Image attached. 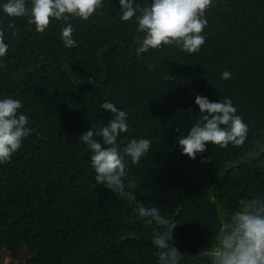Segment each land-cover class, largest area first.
<instances>
[{
    "label": "trees",
    "instance_id": "1",
    "mask_svg": "<svg viewBox=\"0 0 264 264\" xmlns=\"http://www.w3.org/2000/svg\"><path fill=\"white\" fill-rule=\"evenodd\" d=\"M236 1L246 0H215L206 11L207 48L222 45L236 26L228 19ZM119 10L118 0H105L89 20L70 19L77 41L71 49L59 38L61 22L38 33L20 18L15 35L7 32L0 94L23 100L31 131L0 165V243L9 249L25 244L31 264H156L152 230L135 218L131 204L95 184L89 152L79 141L89 128L108 124L97 109L98 85L109 98L119 85V101L112 102L129 113L125 143L139 135L160 139L159 150L130 166V175L139 185L137 199L178 223L172 240L184 264H205L202 252L214 243L222 212L264 192V152L255 160L248 155L264 140V0L253 23L257 35L247 37L260 39V53L249 61L246 51L225 48L219 58L232 74L227 80L214 79L205 52L190 59L162 46L137 55L143 34L131 21L122 23ZM5 17L0 14V24H8ZM177 63L181 67L174 68ZM197 94L232 99L250 126L243 146L209 143L195 159L181 153L176 137L199 118Z\"/></svg>",
    "mask_w": 264,
    "mask_h": 264
},
{
    "label": "clouds",
    "instance_id": "2",
    "mask_svg": "<svg viewBox=\"0 0 264 264\" xmlns=\"http://www.w3.org/2000/svg\"><path fill=\"white\" fill-rule=\"evenodd\" d=\"M259 1H236L237 6L228 16L236 26L229 31L222 45L209 48L210 20L206 11L215 0H145L143 5L135 0H118L120 10L117 14L122 23L131 21L135 24V31L143 34L137 41V55L160 50L162 46H175V50L190 59L205 52L214 79L227 80L232 74L223 68L219 58L226 47L232 54L246 51L249 61L260 53V39H247L250 34L257 35L253 23ZM104 6L105 0H0V14L6 16V20L9 18L7 25L0 24V70L5 69L4 58L10 47L7 32L11 30L15 35L16 19L26 18L38 33H44L50 23L61 22L59 38L65 48L71 49L77 46V41L73 37L75 29L70 19L87 21ZM201 48L204 51L199 53ZM97 90L102 96L97 109L108 124L89 128L79 137L89 152L88 163L95 173V184L131 204L135 218L146 229L152 230L151 244L156 264H184V254L172 240L178 223L162 214L156 204L138 200L139 185L130 175V166L138 164L149 154L153 141L133 137L125 143L123 134L130 128L129 113L122 107L118 109L112 102L119 101V85L115 83L111 87L110 98L102 86L98 85ZM194 103L199 108V118L188 129L187 135L176 137L182 154L195 159L206 151L209 143L226 149L230 145L234 148L243 146L248 140L250 126L238 114L230 97L211 101L207 96L197 94ZM27 113L20 97L0 94V165L9 163L22 149L23 140L31 131ZM176 131L181 130L177 128ZM255 148L248 154L253 160L264 152V140L255 141ZM259 164L264 166V159L259 160ZM213 231L214 243L202 252L205 264H264V192L241 197L231 212H222ZM3 252L8 255L0 256V264H24L19 256H26L25 252L0 246V253Z\"/></svg>",
    "mask_w": 264,
    "mask_h": 264
},
{
    "label": "flooded vegetation",
    "instance_id": "3",
    "mask_svg": "<svg viewBox=\"0 0 264 264\" xmlns=\"http://www.w3.org/2000/svg\"><path fill=\"white\" fill-rule=\"evenodd\" d=\"M0 246H5V243H0ZM19 250L26 253V256H23V257L19 256L21 258V260L24 262V264H31L30 260L32 259L33 256L30 254L29 248L25 244H21V248ZM5 253H6V255H8L7 252H5ZM11 254H12V256H14L13 252H11ZM2 255L3 254L0 253V256H2Z\"/></svg>",
    "mask_w": 264,
    "mask_h": 264
},
{
    "label": "rangeland",
    "instance_id": "4",
    "mask_svg": "<svg viewBox=\"0 0 264 264\" xmlns=\"http://www.w3.org/2000/svg\"><path fill=\"white\" fill-rule=\"evenodd\" d=\"M226 48H227L228 50H230L228 47H226ZM202 51H204V49L201 48V50L199 51V53L202 52ZM177 67H181V65L177 63V64L174 66V68H177ZM165 70L168 71L167 69H165ZM160 136H161V135H160ZM140 137H143V136L139 135L138 138H140ZM144 138H149V137H144ZM151 139H152V141H153V144H152V147H151V149H150V151H149V154H148L147 156L156 153V152L159 150V148H160V146L157 144V141H159L160 139H159V138H151Z\"/></svg>",
    "mask_w": 264,
    "mask_h": 264
},
{
    "label": "water",
    "instance_id": "5",
    "mask_svg": "<svg viewBox=\"0 0 264 264\" xmlns=\"http://www.w3.org/2000/svg\"><path fill=\"white\" fill-rule=\"evenodd\" d=\"M2 254H3V255H6V253H5V252H3Z\"/></svg>",
    "mask_w": 264,
    "mask_h": 264
}]
</instances>
